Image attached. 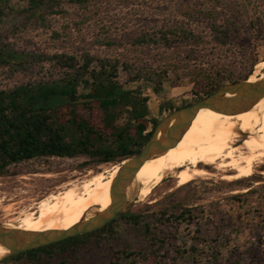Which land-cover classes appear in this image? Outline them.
<instances>
[{
    "label": "rangeland",
    "instance_id": "obj_1",
    "mask_svg": "<svg viewBox=\"0 0 264 264\" xmlns=\"http://www.w3.org/2000/svg\"><path fill=\"white\" fill-rule=\"evenodd\" d=\"M26 2L10 0V9L0 19L1 40L17 50L76 56L87 52L138 65L177 66L181 76L178 86L165 82L160 91L153 92L143 82L128 85L139 86L149 95L153 116L161 117L159 106L165 101L179 105L193 99L190 80L198 70L235 78H258L264 73L255 67L264 56V0H89L84 5L64 0L57 12L24 24L21 10ZM213 26L226 35L220 37ZM169 27L184 28L199 39L170 46L133 41L144 32ZM59 74L50 63L13 74L0 68V87ZM247 135L237 133L240 140L235 145ZM82 160L34 159L21 163L20 173L0 176V222L17 224L30 212L37 215V206L51 194L79 186L94 173L115 165H82ZM201 165L207 167L208 174L182 185L169 172L156 178L148 195L139 196L131 207L137 211L156 202H179L192 210L195 217L191 223H181L177 229L165 223L173 235L166 241L167 251L161 250L157 259L167 264H264V165L240 179L226 178L234 174L232 170ZM118 230L122 238L132 241V247L144 245L136 232L123 225ZM176 247L192 256L179 258Z\"/></svg>",
    "mask_w": 264,
    "mask_h": 264
},
{
    "label": "trees",
    "instance_id": "obj_2",
    "mask_svg": "<svg viewBox=\"0 0 264 264\" xmlns=\"http://www.w3.org/2000/svg\"><path fill=\"white\" fill-rule=\"evenodd\" d=\"M63 1L27 0L21 10L24 24L57 12ZM67 1L84 5L89 0ZM9 9L10 0H0V19ZM213 30L220 37L226 35L216 26ZM191 38L199 39L189 30L169 27L144 32L133 41L170 46ZM41 63H50L60 74L0 87V176L16 175L22 171L21 163L40 158L81 157L82 165L120 163L140 152L164 116L245 76L198 70L190 80L193 99L179 105L165 101L157 117L150 112L149 95L139 86L128 85L143 82L153 92L160 91L165 82L178 86L177 66L138 65L87 52L46 55L17 50L0 38L1 69L13 74ZM194 217L179 202H156L137 211L130 208L93 231L26 250L0 264H167L157 259L161 250L167 251L166 241L173 235L165 223L177 229ZM122 225L142 237L144 245L134 248L131 240L122 238L118 230ZM175 252L182 259L192 256L179 247Z\"/></svg>",
    "mask_w": 264,
    "mask_h": 264
},
{
    "label": "bare ground",
    "instance_id": "obj_3",
    "mask_svg": "<svg viewBox=\"0 0 264 264\" xmlns=\"http://www.w3.org/2000/svg\"><path fill=\"white\" fill-rule=\"evenodd\" d=\"M255 67L264 70V59ZM235 128L249 134L241 139L240 145H235L240 140ZM200 165L234 171L233 175L226 176L227 179L248 176L256 167L264 165V97L249 110L234 115L201 108L174 145L138 168L135 179L141 183L139 196H147L151 184L157 183L153 180L168 172L176 175L178 185L197 175L208 174L207 167ZM118 168L119 164L111 165L94 173L79 186L73 185L51 194L53 201H42L37 206V215L30 212L29 217L8 225L25 230L70 228L91 208L102 210L109 205L111 183ZM6 253L0 246V258Z\"/></svg>",
    "mask_w": 264,
    "mask_h": 264
},
{
    "label": "water",
    "instance_id": "obj_4",
    "mask_svg": "<svg viewBox=\"0 0 264 264\" xmlns=\"http://www.w3.org/2000/svg\"><path fill=\"white\" fill-rule=\"evenodd\" d=\"M249 79L250 77H245L236 82L222 84L202 99L164 116L156 124L140 152L117 163L119 168L111 183L110 203L106 208H91L78 222L66 229L25 230L9 226L10 222H0V246L7 251L0 260L70 236L93 231L114 219L120 212L134 206L141 187V183L135 179L138 168L174 145L201 108L234 115L249 110L264 97V75L253 78V81ZM235 132L241 136L247 135V132L238 128H235Z\"/></svg>",
    "mask_w": 264,
    "mask_h": 264
}]
</instances>
